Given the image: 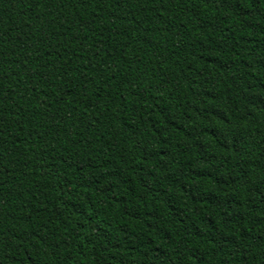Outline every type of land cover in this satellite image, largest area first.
I'll list each match as a JSON object with an SVG mask.
<instances>
[{"label":"trees","instance_id":"trees-1","mask_svg":"<svg viewBox=\"0 0 264 264\" xmlns=\"http://www.w3.org/2000/svg\"><path fill=\"white\" fill-rule=\"evenodd\" d=\"M0 264H264V0H0Z\"/></svg>","mask_w":264,"mask_h":264}]
</instances>
